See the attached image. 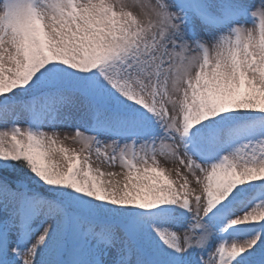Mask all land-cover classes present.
Masks as SVG:
<instances>
[{
  "label": "snow or ice",
  "instance_id": "1",
  "mask_svg": "<svg viewBox=\"0 0 264 264\" xmlns=\"http://www.w3.org/2000/svg\"><path fill=\"white\" fill-rule=\"evenodd\" d=\"M0 264H264V0H0Z\"/></svg>",
  "mask_w": 264,
  "mask_h": 264
},
{
  "label": "rangeland",
  "instance_id": "2",
  "mask_svg": "<svg viewBox=\"0 0 264 264\" xmlns=\"http://www.w3.org/2000/svg\"><path fill=\"white\" fill-rule=\"evenodd\" d=\"M60 131H61V134H63V131L64 130L63 129H60ZM66 146L67 147H70V148H74V149H79L80 148V145L79 144H72V143H69V142H66ZM52 162L55 163V164H57L58 166H64V165H66V162L63 160V157L60 154L54 155L53 158H52ZM98 164L106 172L107 171H112V172H117V173L121 172V169L119 167H116V168H108L107 166H105L103 164H100V162L97 161L95 157H93V167L97 166ZM166 167L168 169H173V168L176 167V165L173 164V163H168L166 165ZM171 178H173V179L176 178L174 172L172 173ZM105 179H107V177H105Z\"/></svg>",
  "mask_w": 264,
  "mask_h": 264
}]
</instances>
